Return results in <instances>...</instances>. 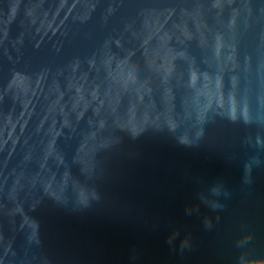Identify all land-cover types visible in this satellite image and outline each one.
<instances>
[{
  "label": "water",
  "instance_id": "obj_1",
  "mask_svg": "<svg viewBox=\"0 0 264 264\" xmlns=\"http://www.w3.org/2000/svg\"><path fill=\"white\" fill-rule=\"evenodd\" d=\"M234 8L251 124L210 112ZM0 264H264V0H0Z\"/></svg>",
  "mask_w": 264,
  "mask_h": 264
},
{
  "label": "clouds",
  "instance_id": "obj_2",
  "mask_svg": "<svg viewBox=\"0 0 264 264\" xmlns=\"http://www.w3.org/2000/svg\"><path fill=\"white\" fill-rule=\"evenodd\" d=\"M234 0H232V4ZM250 13V9L247 10ZM241 18V9L234 8L233 15L231 16L229 22V50L230 55L227 57L228 63L225 65L228 70L225 74L222 69L219 68V71H213V79L211 81L212 86L215 91V95L213 97V103L210 106V112L215 111L217 114L224 113L232 120H243L246 124H251V110H250V102H251V88L245 89L243 86V72L244 65L241 62V58L239 55V36H238V28ZM219 40V37L217 38ZM216 56L219 58L220 49L217 47ZM163 60V63H157L156 59H151L153 67V74L158 78H161L163 82H166L169 78H173L177 75H183L184 71L187 70L190 75L192 81L194 82L197 79V75L195 72L191 71V62L195 57H192L188 54V52L180 51L175 55H169L165 53L160 57ZM172 60L181 61L180 64L184 65L183 70L179 67V64L173 66L171 63ZM110 63V61H109ZM128 61L122 60L118 65V76L123 82L125 88L131 87L133 85H138L141 88H144L145 85L141 83L138 72L133 68L129 69ZM250 58L248 61V67L250 69ZM207 81L208 78L205 77ZM79 94V98L75 100V103L72 105V112H76L80 103L85 100V97L80 89L76 90ZM11 93V89L9 84L5 88L3 95L5 97L9 96ZM168 122L169 127L176 131L180 127V123L175 120L174 122ZM64 128H71L70 119L64 120ZM201 133L197 132V135ZM57 135H61L57 133ZM190 138L187 133L181 137V143L188 144L190 143ZM55 143V141H53ZM58 161L63 162V157L58 152ZM67 183V180L65 181ZM52 184H47V189H51ZM82 202H87L89 198V192L86 189H81L78 193Z\"/></svg>",
  "mask_w": 264,
  "mask_h": 264
}]
</instances>
